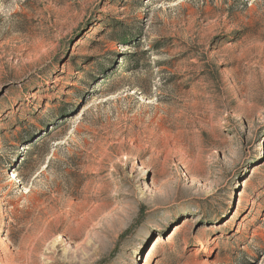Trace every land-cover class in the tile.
<instances>
[{
	"label": "rangeland",
	"instance_id": "374dc122",
	"mask_svg": "<svg viewBox=\"0 0 264 264\" xmlns=\"http://www.w3.org/2000/svg\"><path fill=\"white\" fill-rule=\"evenodd\" d=\"M0 264H264V0H0Z\"/></svg>",
	"mask_w": 264,
	"mask_h": 264
}]
</instances>
